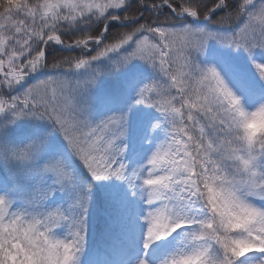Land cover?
<instances>
[{"label": "snow or ice", "instance_id": "snow-or-ice-1", "mask_svg": "<svg viewBox=\"0 0 264 264\" xmlns=\"http://www.w3.org/2000/svg\"><path fill=\"white\" fill-rule=\"evenodd\" d=\"M0 264H264V0H0Z\"/></svg>", "mask_w": 264, "mask_h": 264}]
</instances>
